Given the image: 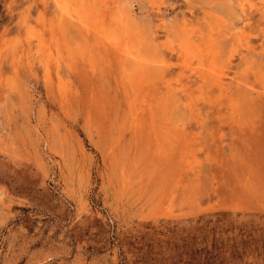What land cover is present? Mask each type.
Here are the masks:
<instances>
[{
  "label": "rangeland",
  "instance_id": "374dc122",
  "mask_svg": "<svg viewBox=\"0 0 264 264\" xmlns=\"http://www.w3.org/2000/svg\"><path fill=\"white\" fill-rule=\"evenodd\" d=\"M0 264H264V0H0Z\"/></svg>",
  "mask_w": 264,
  "mask_h": 264
},
{
  "label": "bare ground",
  "instance_id": "6f19581e",
  "mask_svg": "<svg viewBox=\"0 0 264 264\" xmlns=\"http://www.w3.org/2000/svg\"><path fill=\"white\" fill-rule=\"evenodd\" d=\"M115 35V34H114ZM112 40V39H111Z\"/></svg>",
  "mask_w": 264,
  "mask_h": 264
}]
</instances>
